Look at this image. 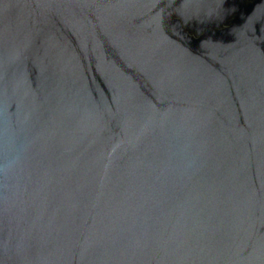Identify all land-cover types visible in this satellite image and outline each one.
<instances>
[{
    "label": "water",
    "instance_id": "obj_1",
    "mask_svg": "<svg viewBox=\"0 0 264 264\" xmlns=\"http://www.w3.org/2000/svg\"><path fill=\"white\" fill-rule=\"evenodd\" d=\"M0 264H264V0H0Z\"/></svg>",
    "mask_w": 264,
    "mask_h": 264
}]
</instances>
